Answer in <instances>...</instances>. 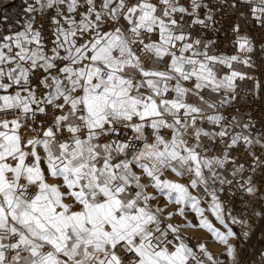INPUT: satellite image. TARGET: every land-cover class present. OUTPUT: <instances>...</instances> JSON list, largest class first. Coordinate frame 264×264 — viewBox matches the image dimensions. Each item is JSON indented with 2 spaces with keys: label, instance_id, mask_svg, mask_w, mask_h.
I'll use <instances>...</instances> for the list:
<instances>
[{
  "label": "snow or ice",
  "instance_id": "snow-or-ice-1",
  "mask_svg": "<svg viewBox=\"0 0 264 264\" xmlns=\"http://www.w3.org/2000/svg\"><path fill=\"white\" fill-rule=\"evenodd\" d=\"M0 264H264V0H0Z\"/></svg>",
  "mask_w": 264,
  "mask_h": 264
},
{
  "label": "crops",
  "instance_id": "crops-1",
  "mask_svg": "<svg viewBox=\"0 0 264 264\" xmlns=\"http://www.w3.org/2000/svg\"><path fill=\"white\" fill-rule=\"evenodd\" d=\"M6 2H7V0H6ZM18 2H19V0H16V3H18ZM7 11L9 12V14H13L15 10L13 7V8H8Z\"/></svg>",
  "mask_w": 264,
  "mask_h": 264
},
{
  "label": "built area",
  "instance_id": "built-area-1",
  "mask_svg": "<svg viewBox=\"0 0 264 264\" xmlns=\"http://www.w3.org/2000/svg\"><path fill=\"white\" fill-rule=\"evenodd\" d=\"M256 115H259V112H257Z\"/></svg>",
  "mask_w": 264,
  "mask_h": 264
},
{
  "label": "rangeland",
  "instance_id": "rangeland-1",
  "mask_svg": "<svg viewBox=\"0 0 264 264\" xmlns=\"http://www.w3.org/2000/svg\"><path fill=\"white\" fill-rule=\"evenodd\" d=\"M196 235H200V233H196Z\"/></svg>",
  "mask_w": 264,
  "mask_h": 264
},
{
  "label": "trees",
  "instance_id": "trees-1",
  "mask_svg": "<svg viewBox=\"0 0 264 264\" xmlns=\"http://www.w3.org/2000/svg\"><path fill=\"white\" fill-rule=\"evenodd\" d=\"M19 3V2H18ZM18 3H16V5L18 6ZM14 10H15V8H14Z\"/></svg>",
  "mask_w": 264,
  "mask_h": 264
}]
</instances>
